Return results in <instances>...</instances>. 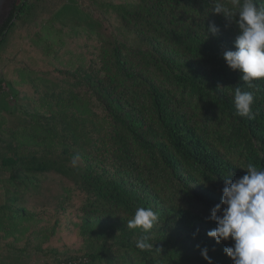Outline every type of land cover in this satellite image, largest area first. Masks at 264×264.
Wrapping results in <instances>:
<instances>
[{"label": "trees", "instance_id": "trees-1", "mask_svg": "<svg viewBox=\"0 0 264 264\" xmlns=\"http://www.w3.org/2000/svg\"><path fill=\"white\" fill-rule=\"evenodd\" d=\"M103 2L116 32L106 30L100 64L54 69L79 93L51 92L47 105L24 106L28 128L0 127V260L7 251L44 264H208L206 247L212 264H233L223 249L234 242L208 237V217L226 176L264 169V78L248 89L226 64L238 29L212 0ZM32 4L17 0L0 45ZM236 86L253 92L250 117L236 114ZM139 207L158 216L147 250L136 247L142 230L127 227Z\"/></svg>", "mask_w": 264, "mask_h": 264}, {"label": "rangeland", "instance_id": "rangeland-1", "mask_svg": "<svg viewBox=\"0 0 264 264\" xmlns=\"http://www.w3.org/2000/svg\"><path fill=\"white\" fill-rule=\"evenodd\" d=\"M77 1L83 13L74 10L71 0H33L31 11L9 30L0 46V72L2 70L6 83L15 89L7 105L12 111L17 108L14 112L6 108L0 110V127L6 133L21 131L23 125L29 127L30 120L23 117L24 106L46 104L51 92L63 97L79 93L80 88L55 68L100 64L105 32H116L107 11L109 6L103 0H100L102 5L94 0ZM84 13L101 20L102 26L89 20ZM7 51L10 53L5 57ZM76 108L79 113V106H74V110ZM72 250L65 249L60 255ZM1 258L0 264H44L37 254L18 255L5 251Z\"/></svg>", "mask_w": 264, "mask_h": 264}, {"label": "clouds", "instance_id": "clouds-1", "mask_svg": "<svg viewBox=\"0 0 264 264\" xmlns=\"http://www.w3.org/2000/svg\"><path fill=\"white\" fill-rule=\"evenodd\" d=\"M212 3V11L223 14L238 29L234 50H225L223 58L232 70L239 71L240 81L248 89H253L256 87L254 81L264 78V0H233L236 11L225 8L219 0H212ZM208 31L215 36L220 29L212 23ZM233 103L237 115L250 117L253 92L243 91L240 86H236ZM79 160V154H74L73 167L77 166ZM230 175L225 177L221 202L211 209L208 219L215 221L216 227L209 230L207 236L217 244L229 239L234 242L223 249L233 264H264V169L249 163L242 177L232 180ZM157 221L158 216L152 208L136 209L127 227L142 230L136 241L138 249L153 247L149 236L144 233H148ZM201 255L208 264H212L206 247L201 250Z\"/></svg>", "mask_w": 264, "mask_h": 264}, {"label": "water", "instance_id": "water-1", "mask_svg": "<svg viewBox=\"0 0 264 264\" xmlns=\"http://www.w3.org/2000/svg\"><path fill=\"white\" fill-rule=\"evenodd\" d=\"M16 2L17 0H0V27L8 19L11 10Z\"/></svg>", "mask_w": 264, "mask_h": 264}, {"label": "crops", "instance_id": "crops-1", "mask_svg": "<svg viewBox=\"0 0 264 264\" xmlns=\"http://www.w3.org/2000/svg\"><path fill=\"white\" fill-rule=\"evenodd\" d=\"M8 34H9V32H8ZM8 34H7V36H8ZM7 36H6V38H7ZM6 38H5V40H6ZM5 40L3 41V43L5 42ZM2 43V44H3ZM1 44V45H2ZM0 45V46H1ZM8 53L7 54H5V57H7L8 56V54L10 53V51H7ZM7 55V56H6ZM7 59V58H6ZM0 65H2V63L0 64ZM1 72H2V70H1ZM1 72H0V74H1ZM2 75V74H1ZM9 86V85H8ZM3 93V94H2ZM1 94H0V110H4L5 108L9 111V112H11L12 111V108L10 107V106H8L7 105V99L8 98H12V95H9V93L8 92H2Z\"/></svg>", "mask_w": 264, "mask_h": 264}, {"label": "built area", "instance_id": "built-area-1", "mask_svg": "<svg viewBox=\"0 0 264 264\" xmlns=\"http://www.w3.org/2000/svg\"><path fill=\"white\" fill-rule=\"evenodd\" d=\"M8 84L6 83L5 80L0 81V94L2 92H7Z\"/></svg>", "mask_w": 264, "mask_h": 264}]
</instances>
